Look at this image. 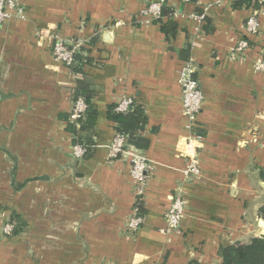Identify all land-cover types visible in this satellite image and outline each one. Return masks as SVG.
Segmentation results:
<instances>
[{
  "label": "crops",
  "instance_id": "crops-1",
  "mask_svg": "<svg viewBox=\"0 0 264 264\" xmlns=\"http://www.w3.org/2000/svg\"><path fill=\"white\" fill-rule=\"evenodd\" d=\"M149 1L19 0L24 17L0 25V264H217L221 244L264 237V72L255 69L264 59V9L249 49L234 56L251 8L161 0L182 12L167 37L139 16ZM204 5L209 23L197 30L189 14ZM44 28L90 43L101 62L84 67L98 110L90 158H72L67 115L77 77L36 37ZM183 49L205 97L196 129L203 139L186 148ZM124 98L144 107L150 141L140 149L151 177L135 233L125 227L137 202L130 156L109 157L116 126L107 110ZM181 149L198 153L199 176L185 179ZM178 191L185 214L172 231L165 214ZM13 213L26 227L7 235Z\"/></svg>",
  "mask_w": 264,
  "mask_h": 264
},
{
  "label": "built area",
  "instance_id": "built-area-1",
  "mask_svg": "<svg viewBox=\"0 0 264 264\" xmlns=\"http://www.w3.org/2000/svg\"><path fill=\"white\" fill-rule=\"evenodd\" d=\"M183 2H194L195 0H182ZM224 0H216L220 3ZM165 3L161 0L149 1L140 11L139 16L146 22H158L163 18ZM208 5H204L202 12H193L189 17L197 24V30H201L202 23L207 16ZM182 12L175 9L173 18L176 19ZM13 16L24 17L23 10L19 4V0H0V25L4 24ZM260 10L254 9L247 17L244 26V35L240 38L236 46L232 49L234 56H241L250 47L251 41L248 37L253 38L260 31ZM36 37L48 42L51 48V53L56 62L63 66L70 67L74 62L75 54L83 46V42H69L62 37L58 32L48 28L40 29L36 32ZM194 45V43H193ZM257 71L264 72V59L258 60L255 63ZM179 84L182 94L183 113L188 120V126L192 130V134L186 138L185 148L194 147L196 144H201L202 135L197 132L199 116L202 111L204 102V93L201 90L200 82L195 76V66L189 58L186 60L179 71ZM133 101L129 98H124L116 106V110L125 112L131 108ZM87 104L82 96L73 100L72 109L70 112V121L77 127L81 125V120L87 112ZM127 153L130 156V175L134 181L135 193L137 202H144L146 197V188L151 177V163L148 157L138 148L128 142V137L124 133L117 132L110 144L109 157L116 158L119 154ZM181 153L187 157V164L184 170L185 179H190L200 175V162L197 152H187L186 149H181ZM85 149L79 143L73 146L72 158L75 161H80L84 158ZM186 201L182 192H177L173 195L172 200L166 210V221L168 228L172 231L181 229L182 221L185 214ZM145 221V215L139 212L138 206H135L132 216L126 223V231L135 233L139 230ZM14 231V224L7 221L3 226V232L11 235Z\"/></svg>",
  "mask_w": 264,
  "mask_h": 264
},
{
  "label": "trees",
  "instance_id": "trees-1",
  "mask_svg": "<svg viewBox=\"0 0 264 264\" xmlns=\"http://www.w3.org/2000/svg\"><path fill=\"white\" fill-rule=\"evenodd\" d=\"M232 5L236 9L242 7L251 8L252 10L264 9V0H233ZM174 11V8L165 3L163 18L158 21L162 32L167 37H175L178 30L176 19L172 17ZM196 12L199 13L202 10L199 8ZM207 18L206 16L202 23V28L209 23ZM248 38L252 41L251 37ZM90 45V43L83 45L75 54L72 65L70 67L65 66L77 77L76 85L71 91L73 99L75 100L79 96H82L88 106L87 112L81 120L79 127L70 121V114L67 115V120L69 121L68 129L75 135L73 142L83 146L86 159L93 155L96 146L94 128L97 123L98 110L93 101L95 92L92 89L91 82L87 79L84 67L87 65L99 66L101 64L100 61H96L90 54ZM188 49L181 51L182 58L185 61L189 59ZM116 106V104L110 105L107 110L108 119L115 123L116 133L126 134L128 142L134 147L147 149L150 141L143 136V132L148 123V117L144 107L140 103L133 101L131 108L125 112H120L116 110ZM136 206H138L139 212L145 215L143 203L136 202ZM259 214L264 219V205L259 209ZM10 221L14 224V234H18L26 227V222L16 213H13L12 220ZM218 255L221 257V262L217 264H264V237L253 238L249 243L235 242L226 245L221 244L218 248ZM189 264L200 263L192 260Z\"/></svg>",
  "mask_w": 264,
  "mask_h": 264
}]
</instances>
